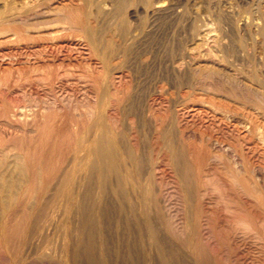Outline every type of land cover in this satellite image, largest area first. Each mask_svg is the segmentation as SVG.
I'll return each mask as SVG.
<instances>
[{"label": "bare ground", "instance_id": "obj_1", "mask_svg": "<svg viewBox=\"0 0 264 264\" xmlns=\"http://www.w3.org/2000/svg\"><path fill=\"white\" fill-rule=\"evenodd\" d=\"M218 2L0 0V264H264V10Z\"/></svg>", "mask_w": 264, "mask_h": 264}, {"label": "rangeland", "instance_id": "obj_2", "mask_svg": "<svg viewBox=\"0 0 264 264\" xmlns=\"http://www.w3.org/2000/svg\"><path fill=\"white\" fill-rule=\"evenodd\" d=\"M190 1H192V2H190ZM198 2L197 4H196V2ZM205 1V2H204ZM208 0H187V3H188V5H191V3H192V5H193V3H194V7H199V6H201L200 4L202 3V6H203V4L205 3L206 4V2H207ZM210 1V0H209ZM212 1H215V2H218V3H226V2H234L235 0H212ZM255 1V0H254ZM259 1V2H258ZM256 0V2H258V5L256 4V2H251V3H253L254 4V6H259V8L260 9H262L263 8V10H264V0ZM260 3V4H259ZM204 4V5H205ZM263 4V7L261 6ZM192 5L190 6V7H192ZM199 5V6H198Z\"/></svg>", "mask_w": 264, "mask_h": 264}]
</instances>
